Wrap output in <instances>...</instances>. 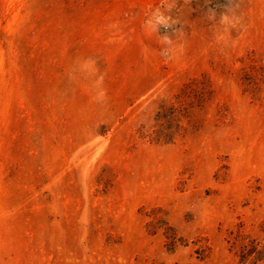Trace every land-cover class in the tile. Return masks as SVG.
Masks as SVG:
<instances>
[{
    "label": "rangeland",
    "instance_id": "374dc122",
    "mask_svg": "<svg viewBox=\"0 0 264 264\" xmlns=\"http://www.w3.org/2000/svg\"><path fill=\"white\" fill-rule=\"evenodd\" d=\"M223 3L0 0V264H264V0L221 52Z\"/></svg>",
    "mask_w": 264,
    "mask_h": 264
},
{
    "label": "clouds",
    "instance_id": "9594fccd",
    "mask_svg": "<svg viewBox=\"0 0 264 264\" xmlns=\"http://www.w3.org/2000/svg\"><path fill=\"white\" fill-rule=\"evenodd\" d=\"M220 7L222 11L219 15L218 24L222 28V31L219 34L214 35L216 43L221 45L220 50L223 52L225 49L233 47L237 42V39L248 30V23L245 19V13L243 10V0H224V3L220 5ZM158 9L159 6L157 7V11ZM210 16L216 17V13L212 12ZM169 19L171 18L169 17L168 19H165L163 16L155 17V25H153L152 30L149 33L155 34V36H157L158 43L161 39H163V41L166 43H171V40L168 36H164L163 38L159 37V28L156 26H168ZM148 23L152 24V21H149ZM233 30L239 33V37L237 39L232 38L231 33ZM178 50L173 52L171 55L160 54L164 59L171 60L175 57ZM77 62L79 63L81 71L84 72L86 74L85 76L92 81V86L94 89V94L92 97L93 101L100 106L106 105L108 99L107 90L102 86L105 74L98 67V58H78Z\"/></svg>",
    "mask_w": 264,
    "mask_h": 264
}]
</instances>
